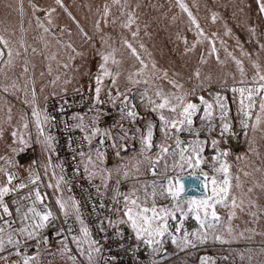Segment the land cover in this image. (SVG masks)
Returning a JSON list of instances; mask_svg holds the SVG:
<instances>
[{
    "label": "rangeland",
    "instance_id": "1",
    "mask_svg": "<svg viewBox=\"0 0 264 264\" xmlns=\"http://www.w3.org/2000/svg\"><path fill=\"white\" fill-rule=\"evenodd\" d=\"M62 2L64 7L57 5L55 0H0V35H4L12 42L14 50L19 48L20 40L24 41L28 49L27 53L23 54L24 50L19 48L22 55L15 59L12 66L0 65L3 69L0 71V88L8 86V92L18 100L20 107H24L22 114L17 104H12L16 114L9 120L8 110L3 109L5 104L0 103V130L3 132L0 136V156H14L11 147H20L18 144H12L11 132L17 129L24 131L21 118H30L31 112L30 105L25 104L24 101L25 99L31 101L33 88L36 92V101L41 109H45L47 98H59L82 90L88 92L94 100V76L101 62L100 54L113 50H115V59L120 63L113 65L109 61L108 67L114 74L119 73L116 77L117 83L112 86L111 80L105 78L101 97L107 96L109 88L112 89V94L116 95L117 89L122 92L134 85L128 77L141 66L131 55L130 50L124 46L123 41L125 40L132 43L148 65L143 76H133V79L151 78L148 85L144 83L137 85L143 86L137 98L139 114L148 120L151 119L154 125V145L161 142L163 134L159 126L158 113L150 110L147 99L143 96L146 88L148 95H153L158 87L166 92L175 91L168 82L175 79L184 85L185 91L195 87L199 94L207 96L208 93H212L210 89L224 90L225 82L230 87L234 83L233 78L236 81L241 79L233 57L243 62L248 78L255 74L253 62H258L264 67V47H261L264 45V13L259 11L257 0H183L200 25V29L203 30V36L198 34L197 28L192 24L188 14L180 9L177 0H121L120 4H114L113 0H62ZM33 5L40 10L34 11ZM105 5H108L110 9L107 17L104 15ZM51 8H55V11L49 16L48 10ZM128 13L133 14L134 23L130 28H125L123 24L127 22ZM213 15H215V20H213ZM37 18L44 27L49 29L47 33L44 32L43 27L38 26ZM98 22L99 28H97ZM81 29L87 33L88 38L81 33ZM133 32H137L135 37L132 35ZM211 41L215 42L217 50L215 53L211 52ZM68 43H71L80 54L76 55L68 49L66 47ZM141 44L143 48L140 47ZM33 48L36 49L35 53L32 51ZM71 56H75V59H70ZM202 59L205 62L202 63ZM25 61H27V73L23 71ZM64 64H68V67L65 68ZM153 64L156 65L155 68L152 67ZM197 70L200 72L199 80L194 75ZM165 71L168 73L167 78L163 75ZM13 83L18 88L16 91L23 93L17 95L12 91ZM201 83L203 84L202 90ZM24 92L30 94L25 95ZM228 93L234 108V118L231 122L234 132L238 133L240 143L235 147L229 139L230 135H227L221 146L231 151L228 157L232 164L231 171L235 176H239L238 182L241 184L240 188H234V194L237 197V203L240 204L243 200V204L236 209H232L231 206L229 208L218 206L217 210L224 227L218 228L215 235H219L221 240L229 243L224 244L223 247L231 245L230 249L223 252L227 260H230L229 264H264V131L249 130L247 135L244 134V130L238 123V103L233 100V94ZM100 129L103 132L105 128ZM107 131L110 133L108 139L110 142L107 141L104 146L109 150L110 155L108 156H111L108 161L105 160L109 165L107 177L111 172L110 178L112 177L117 183L127 170L129 171L127 177L129 190L133 185L139 187L132 165L136 159H143L139 155L143 147L141 139H133L132 149H122L123 139L116 134L114 128L108 127ZM28 132H31V141L25 149L31 151L32 159L22 163L19 168L13 167L20 171L21 177L13 181L12 186L15 187L21 181L24 182L26 180L24 175L29 176L28 168L32 166L33 174H39L44 180L46 194L52 207L64 216L56 203L58 199L65 200L62 198V192H64L62 190H65L66 185H62L59 179L56 156L54 154L52 159L51 154V164L56 166L53 168L49 166V154L36 141V130L31 124ZM218 132L217 128L212 136H217ZM25 138H28L27 133H25ZM97 139V143L103 146L104 136L98 135L92 139L90 147H95L94 140ZM87 148L89 149V145ZM157 151L158 149L154 146L151 154L155 156ZM210 154L211 150L208 149L205 155ZM237 156L241 159L237 160ZM33 161H36V164L33 165ZM126 163L129 165L128 169L123 167ZM208 163L212 161L209 160ZM5 165V162L0 160V166L7 167ZM85 166L91 174H94L95 165L86 162ZM202 167L211 174L207 165H202ZM245 172L249 175L245 176ZM138 179L141 182L152 183L153 179L150 178L146 164L141 165ZM58 180L60 190L55 187ZM3 181L4 177L0 174V183ZM49 183L54 187H47ZM236 183L237 181L234 180L233 184ZM117 185L118 183L116 189ZM249 188H252L251 192H248ZM160 202L165 203L166 201ZM232 211L235 212V216L230 222L232 231L229 233L227 217ZM73 215H75L74 211ZM121 216L120 212L119 218ZM210 236L213 237L211 230H209L208 237ZM208 240L210 241L211 238ZM62 241L71 249L70 253L63 250ZM168 245V254L179 249L176 245L172 247L166 237L163 238L161 244L156 245L154 252L163 253ZM38 253V256L37 253L35 255L37 259L32 264H82L83 262L88 264L87 256L82 255L77 250V245L68 240H60L45 251ZM69 255L74 256L75 261L69 260ZM0 257H6V259H0V264H20V257L15 256V252H0ZM93 257L94 264H96L98 255L93 253ZM180 264H185L182 259H180ZM209 264H212V261H209Z\"/></svg>",
    "mask_w": 264,
    "mask_h": 264
},
{
    "label": "snow or ice",
    "instance_id": "2",
    "mask_svg": "<svg viewBox=\"0 0 264 264\" xmlns=\"http://www.w3.org/2000/svg\"><path fill=\"white\" fill-rule=\"evenodd\" d=\"M55 3L64 7L62 0H55ZM113 3L120 4L121 0H113ZM257 3L259 4V11L264 13V0H257ZM177 4L183 12L188 14L192 24L197 28L198 34L203 36V30L200 29V25L196 22L195 17H193L187 5L183 3V0H177ZM20 10L21 12L23 11L22 5ZM33 10L38 11L40 9L33 5ZM54 11L55 8L49 9L48 15L50 16ZM65 11H67L66 8ZM109 12L108 5H105V17L109 15ZM69 16H71V13H69ZM213 20H215V15H213ZM49 23H51V20H49ZM133 23V14L128 13L127 22L123 24V27L130 28ZM37 24L44 28L45 33L49 31L47 27H44L40 23L38 18ZM97 28H99V22L97 23ZM80 31L88 38L87 33L83 29ZM132 35L135 37L137 32H133ZM185 43H187L186 40ZM123 44L130 50L131 55L141 66L135 73L129 75V81L134 85L140 83L148 85L151 78H145L143 80L138 78L133 79V76H143L148 65L132 43L125 40ZM211 45V52L215 53L217 51L215 42L211 41ZM66 47L71 49L76 55L80 54L71 43H68ZM140 47L143 48V45L141 44ZM261 47H264V45ZM19 48L24 50L23 54L27 53L28 49L23 40L19 41ZM19 48L14 50L12 42L6 39L4 35H0V65L12 66L15 59L22 55ZM32 51L35 53L36 49L33 48ZM114 52L115 50L100 54L101 62L98 66L97 74L94 76L95 88L93 99L96 104L103 103L100 97L101 92L104 90L105 78L111 80L112 86H115L117 83L116 77L119 73L114 74L108 67L109 61L113 65L120 63V61L115 59ZM228 55L232 56L231 53H228ZM70 59H75V56H71ZM233 59L238 67L241 79L236 81L233 78L234 83L230 87L225 82L224 91L231 92L233 94V100L238 103V123L244 130V134L247 135L249 130L252 132L264 131V67L258 62H253L255 74L251 78H248L243 67V62L235 57ZM217 60H219L218 56ZM201 62L203 63L205 61L202 59ZM63 66L67 68L68 64H64ZM152 67L155 68L156 65L153 64ZM2 70L0 68V71ZM23 71L25 73L28 72L27 61H25ZM163 75L167 78L168 73L165 71ZM194 75L198 80L200 79L199 70ZM168 82L175 91L166 92L158 87L155 89L153 95H148V89L146 88L144 90L143 96L146 97L150 110L158 113L159 126L163 136L161 142L154 145V125L152 123H148L146 133L141 134V144L143 147L139 155L143 159H136L132 165V169L137 175L139 187L133 185L128 192L118 193L120 199H117L116 203L121 205V207L115 211L122 213L118 224L127 225L134 234L135 240L149 247L161 244L166 235L172 236V243L181 250L187 247H196L198 243L202 244L207 242L209 230L213 232V238L215 240L226 242L221 240L219 235H215V231L218 228L224 227L222 218L217 210L218 206L223 208H229L231 206L232 209H236L243 204V200L240 201V204L237 203V197L234 194V188H240L241 184L238 182L239 176H235L231 171L232 164L228 160L231 151L226 147H221V143L227 135L235 134L233 124L229 117L230 108L227 104L228 97L219 91L208 93L205 96L199 94L195 87L185 91L184 85L175 79L169 80ZM66 83H70V81H66ZM11 86L13 88L16 87L15 83ZM200 88L201 90L203 89L202 83ZM2 90L7 92L8 86H4ZM128 91H131V89H126L125 92L117 89L116 96L113 97L112 89L109 88L107 95L113 103L120 97H123L120 101L124 106L121 111L126 118L135 121L139 117V113L135 111V105L129 107L130 99L126 94ZM24 103L30 105V118H21L23 121V132L19 129L11 132L12 144H18L20 147H11V145L9 147H11L14 155H18L30 145L31 132H28V129L31 124L36 130V141L49 154V166L55 168L56 166L51 164V154L54 151L55 137L50 132L52 121L55 117L50 116L46 109L40 108L36 101L34 88L31 93V101L25 99ZM124 109L128 110L124 112ZM8 114V119L11 120V108L8 109ZM25 115L27 116L28 114ZM198 115L200 126L196 127L195 118ZM73 119L78 122L72 127L84 132V139L89 145H91L92 139L98 135H103L104 137L110 135L107 130L102 132L97 127L95 118H92L87 124L85 123V117L81 114L74 115ZM217 119L219 120V124L216 123ZM217 128L219 129L218 135L212 136V133ZM205 132L208 135L202 137V133ZM25 133H27V139L25 138ZM181 133H188L192 138L188 140L181 139ZM2 135L3 132L0 130V136ZM154 146L158 149L155 156L151 154ZM208 149L211 150V154L206 156L205 152ZM80 156L84 158L85 153L81 152ZM236 159L240 160L241 157L237 156ZM0 160H3L7 165V167L0 166V174L4 177V181L0 183V209L3 212V216H0V252H4L7 246L10 245L15 248V254L20 257V264H32L37 259L39 253H37V256L23 255L20 251L21 242L20 239H17V236L25 239L41 237L42 231L52 224L57 217L45 203L46 194H42L39 188L35 187L27 195L14 201L17 205L15 213L20 217L21 221V226L14 228L13 224L15 221L4 218L5 216L9 218L13 216V212L10 210L8 203L5 202V197L20 192L28 187V184L21 181L13 187V181L17 180L18 176L15 172L9 171V168H19L21 165L18 161L8 156H0ZM209 160L212 163L209 164ZM87 161L89 164L102 162L103 154L97 151L96 162L92 160L90 155L87 156ZM32 164H36V161H33ZM144 164L147 165V170L151 176L159 177V181L154 179L151 184L139 181L138 177L141 172V165ZM202 165H207L211 170V174L205 171ZM123 167L128 169L129 165L126 163ZM45 171L47 172V168ZM85 171H87V166H85ZM28 172L29 183L37 185L40 181L39 174H33L32 166H29ZM53 175H55L54 171ZM123 175L127 178L129 171L125 170ZM244 175L248 176L249 173L245 172ZM110 176L111 172H109V178ZM59 179L62 180L63 177ZM234 180L237 181L235 185L233 184ZM47 187L51 188L54 186L49 183ZM55 187L57 190H60L59 180ZM189 191H200V195L189 196L187 195ZM251 191L252 188H249L248 192ZM162 200L169 201V203H161L160 201ZM22 201L28 203H22ZM56 203L65 217H69L73 214V211L75 212V219L79 222L80 227L78 234L72 235L71 240L77 245V250L82 255L87 256L88 264H94L93 253L100 254L102 248L98 246V241L93 238L88 225L82 218L79 203L72 198L68 200L58 199ZM177 213H180L181 216L192 214L199 224V229L193 232L183 231V234L177 238L170 230V220H177ZM234 216L235 212L232 211L227 217L229 221L227 231L229 233L232 231L230 222ZM108 222L110 226L116 227L111 220ZM68 231L71 232V228ZM174 231L175 233L182 232V222L179 226L175 227ZM116 234L121 238L123 237L122 230H117ZM42 239L43 243L47 244V237H42ZM65 240H67V237H65ZM61 243L63 244V250L70 253L71 249L68 245L64 244L63 241ZM120 246L123 247V244H120ZM0 259H6V257H0ZM68 259L75 261V257L71 255L68 256ZM112 259H115V257ZM211 260V257H202L201 264H209Z\"/></svg>",
    "mask_w": 264,
    "mask_h": 264
},
{
    "label": "built area",
    "instance_id": "3",
    "mask_svg": "<svg viewBox=\"0 0 264 264\" xmlns=\"http://www.w3.org/2000/svg\"><path fill=\"white\" fill-rule=\"evenodd\" d=\"M143 86L132 85L126 94L130 99V105H135V111L138 110V98L137 95L141 91ZM212 93L222 92L223 95L228 97L227 104L230 108L229 117L233 120L234 108L229 99V93L227 91L212 88ZM122 92H125L122 91ZM113 97L116 95L112 94ZM123 97H120L113 103L108 95L101 97L103 103L96 104L90 97L88 92L82 90L81 92L71 93L70 95L57 97H50L46 101L45 109L48 114L55 119L52 121V127L50 128L51 134L55 137L54 150L56 156V162L60 174L63 177L64 182L68 185L72 197L80 205V214L88 225L93 238L98 241V245L102 248L99 261L96 264H180L182 254L189 251L201 250L203 253L199 259L201 262L202 257H211L212 264H229L230 260L221 252L214 251L213 248L220 246L212 241L207 240L206 243L197 244L196 247H187L183 250L176 249L172 254L156 253L154 249L156 245L149 247L140 241H136L134 234L127 225L118 224L120 212L115 211L121 205L116 203L117 199H120L118 193H126L129 190V182L124 175L118 180L117 189L114 196L109 197L105 195L100 186H98L90 177L89 173L85 171V164L80 153H85L88 149L89 143L84 139V132H81L78 128L72 127L78 121L73 119L76 114H81L85 117V123H89L92 118L97 121V127L114 128L116 134L123 139V149H132L134 145L133 139H141V134L146 133L148 123H152L151 119L148 120L145 116L139 114V117L133 121L126 118L121 109L124 107L120 101ZM91 109V110H90ZM128 109H124L126 112ZM202 114V113H201ZM219 120H216V123ZM122 126V127H121ZM195 126H200L199 115L195 118ZM90 132V130H89ZM154 133V131H153ZM235 134L238 135L237 131ZM208 133H202V137L207 136ZM229 136L230 141L231 137ZM192 137L188 133H181V139L188 140ZM155 140V133L153 136ZM233 142L236 147L239 145L240 140ZM133 141V142H132ZM141 141V140H140ZM171 143V142H169ZM222 147V146H221ZM109 148L112 149L111 146ZM114 152V149L113 151ZM111 152V153H112ZM32 159L31 151H24L19 155V161L21 163ZM11 172H15L18 179L21 177L17 169H9ZM151 179L159 181V177H153L150 174ZM28 184V187L24 188L20 192L13 193L5 197V202L8 203L10 210L13 212L12 217H4L5 219H11L15 221L14 228L21 226L20 217L16 215L15 208L17 205L14 201L20 197L25 196L29 191L35 187H38L42 194H46V187L44 186V180L40 178L37 185L29 183L28 178L24 181ZM22 203H28L22 201ZM45 203L52 209L57 219L42 231L41 237L35 239H25L17 236L20 239V251L23 255L35 256L38 252H43L47 248L55 245L60 240L72 241V235H77L79 232V222L75 219V215L69 217L61 216L51 205L50 199L46 194ZM165 203H169L166 201ZM0 216H3L2 209H0ZM109 220L116 225L112 227L109 225ZM182 222V232L175 233L174 229ZM171 231L179 238L183 231L193 232L199 229V224L195 220L192 214L187 216H181L177 213V220H170ZM71 228V232L68 229ZM117 230H122L123 237L117 236ZM42 237H47V244L43 243ZM172 243V236L166 235V238ZM123 244V247L120 246ZM16 252L12 246H7L6 250ZM115 257V259H112ZM82 264H86L83 262Z\"/></svg>",
    "mask_w": 264,
    "mask_h": 264
},
{
    "label": "crops",
    "instance_id": "4",
    "mask_svg": "<svg viewBox=\"0 0 264 264\" xmlns=\"http://www.w3.org/2000/svg\"><path fill=\"white\" fill-rule=\"evenodd\" d=\"M2 89L3 88H0V103L2 102V104H5L4 107H3V109H7L8 110L9 108H11L12 104L15 103L22 110V114H23L24 113V107H20V104H19L18 100H16V98L13 96L12 93H9L8 91L7 92H4ZM16 89H18V88L17 87H15V88L12 87V91L16 92L17 95H19V93H23V92H17ZM49 91L50 92H55L54 90H49ZM24 93H25V95L30 94V93H27V92H24ZM1 94L3 96H1ZM12 111H14L13 113H11V116L13 117V115L16 114L15 113V110L13 109V106L11 108V112ZM104 139L105 140H104L103 146H101L100 143H97L98 142V139L97 140H94L95 141V147L94 148L90 147V145H89V149L86 150L85 157L83 158V161H84V164L86 162L88 163L87 156L90 155L92 157V160L94 162H96V153H97V151H99V152H101L103 154V161L102 162H96V163L93 164V165H95L94 174H91V172L88 171V169H87V172L89 173V175L92 178V180L98 186L101 187L103 193L105 195L109 196V197H112V196H114V193H115V190H116V184L117 183H115L113 181L112 177L111 178L107 177V174H108L107 167H109V165H108V163H106L105 160L107 159V161H108V159H110L111 156L110 157L108 156V155H110L109 150H107L104 145L107 144V141L110 142L108 140L109 139V136L108 137H104ZM121 148L123 149V147H121ZM19 154L18 155L11 156L10 158H13L15 161H18L20 165H22V163L19 161V158H18L19 157ZM54 154H55V150L52 152V159L54 157ZM23 163H26V162H23ZM59 172H58V174L60 175V177H62ZM28 177L29 176L24 175V179L27 180ZM60 181H61V184L62 185L66 184L65 182H63L64 181L63 179L62 180L60 179ZM62 191H64V192H62V198H65V200H68L69 198L74 199V197H72V194L70 192V189H69L68 185H65V190H62ZM15 256H17V255L15 254ZM99 258H100V254H98L97 262L99 261ZM9 260H10V258H9Z\"/></svg>",
    "mask_w": 264,
    "mask_h": 264
},
{
    "label": "trees",
    "instance_id": "5",
    "mask_svg": "<svg viewBox=\"0 0 264 264\" xmlns=\"http://www.w3.org/2000/svg\"><path fill=\"white\" fill-rule=\"evenodd\" d=\"M207 171V170H206ZM208 238H211L212 242L216 243V244H219L220 246H217L214 249V251H218V252H221L223 254V252H225L227 249H230L229 247H231V245H227V246H224V244H229L228 242H220V241H217L215 240L213 237H208ZM210 240V241H211ZM214 240V241H213ZM170 244V243H169ZM165 250V253L168 254V251H169V245L166 246L164 248ZM202 251L201 250H194V251H189L185 254H182L181 256V259L183 260V262L185 264H201V262H199V259H200V256L202 255Z\"/></svg>",
    "mask_w": 264,
    "mask_h": 264
},
{
    "label": "water",
    "instance_id": "6",
    "mask_svg": "<svg viewBox=\"0 0 264 264\" xmlns=\"http://www.w3.org/2000/svg\"><path fill=\"white\" fill-rule=\"evenodd\" d=\"M190 183V182H189ZM187 195L189 196H199L200 195V191H195V192H192V191H189L187 193Z\"/></svg>",
    "mask_w": 264,
    "mask_h": 264
},
{
    "label": "bare ground",
    "instance_id": "7",
    "mask_svg": "<svg viewBox=\"0 0 264 264\" xmlns=\"http://www.w3.org/2000/svg\"><path fill=\"white\" fill-rule=\"evenodd\" d=\"M237 139H238V135H237V134H234V135L231 137V140L234 141V142L238 141Z\"/></svg>",
    "mask_w": 264,
    "mask_h": 264
}]
</instances>
